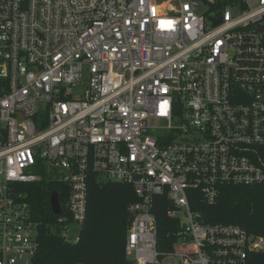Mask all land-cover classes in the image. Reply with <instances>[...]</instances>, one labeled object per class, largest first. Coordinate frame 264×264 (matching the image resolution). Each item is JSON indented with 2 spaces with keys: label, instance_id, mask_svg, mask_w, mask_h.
I'll list each match as a JSON object with an SVG mask.
<instances>
[{
  "label": "built area",
  "instance_id": "1",
  "mask_svg": "<svg viewBox=\"0 0 264 264\" xmlns=\"http://www.w3.org/2000/svg\"><path fill=\"white\" fill-rule=\"evenodd\" d=\"M262 148L264 0H0V264H38L22 185H60L54 230L76 244L91 175L136 195L130 264H264V237L202 224L188 197L264 186Z\"/></svg>",
  "mask_w": 264,
  "mask_h": 264
},
{
  "label": "trees",
  "instance_id": "2",
  "mask_svg": "<svg viewBox=\"0 0 264 264\" xmlns=\"http://www.w3.org/2000/svg\"><path fill=\"white\" fill-rule=\"evenodd\" d=\"M264 153V148L261 149ZM30 215L38 225V264H130L125 255L128 225L132 216L128 206L137 202L133 189L117 182L99 183L91 175L87 182L86 218L76 244L66 243L54 230L56 216L50 197L60 185L42 178L21 186ZM59 202H64L60 193ZM190 210L202 224H232L251 235L264 237V186H223L217 202L208 205L199 193H189ZM172 208L166 195L152 198L151 213L156 221L160 243L177 241V221L168 218Z\"/></svg>",
  "mask_w": 264,
  "mask_h": 264
},
{
  "label": "water",
  "instance_id": "3",
  "mask_svg": "<svg viewBox=\"0 0 264 264\" xmlns=\"http://www.w3.org/2000/svg\"><path fill=\"white\" fill-rule=\"evenodd\" d=\"M50 207L54 215H58L60 213L59 203H58V194L56 192H53L51 194Z\"/></svg>",
  "mask_w": 264,
  "mask_h": 264
},
{
  "label": "snow or ice",
  "instance_id": "4",
  "mask_svg": "<svg viewBox=\"0 0 264 264\" xmlns=\"http://www.w3.org/2000/svg\"><path fill=\"white\" fill-rule=\"evenodd\" d=\"M154 11H155V10L153 9V12H154ZM161 26H162V27L165 26L163 22H162ZM172 26H173V22H172V21H167V27H168L169 29H171Z\"/></svg>",
  "mask_w": 264,
  "mask_h": 264
}]
</instances>
